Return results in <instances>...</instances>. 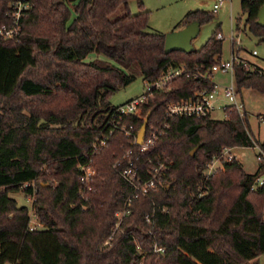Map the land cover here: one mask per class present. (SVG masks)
<instances>
[{
	"label": "trees",
	"instance_id": "obj_1",
	"mask_svg": "<svg viewBox=\"0 0 264 264\" xmlns=\"http://www.w3.org/2000/svg\"><path fill=\"white\" fill-rule=\"evenodd\" d=\"M12 1L0 0V26L10 22ZM26 1L19 34L0 35V264H256L250 262L261 250L264 184H253L264 165L248 173L233 158L203 174L223 147L251 146L247 117L227 110L222 119L164 118L167 103L212 86L195 75L221 59L216 30L198 49L165 53V34L146 30L141 3L139 13L110 20L128 0ZM263 3L240 5L250 32L264 39L257 23ZM212 17L190 11L181 25ZM90 53L109 61H85ZM133 63L146 82L185 67L165 89L144 94L139 115L115 118L137 133L150 114L145 139L160 131L145 150L107 124L116 108L109 97L134 80L125 70ZM233 76L238 92L264 93L263 68L235 63ZM103 135L105 144L94 149ZM129 161L141 174L164 162V184L148 195L132 193L120 174ZM82 166L94 170L87 180ZM10 190L32 198L40 226L30 229L29 208L9 197ZM129 196V212L116 227L115 213Z\"/></svg>",
	"mask_w": 264,
	"mask_h": 264
},
{
	"label": "rangeland",
	"instance_id": "obj_2",
	"mask_svg": "<svg viewBox=\"0 0 264 264\" xmlns=\"http://www.w3.org/2000/svg\"><path fill=\"white\" fill-rule=\"evenodd\" d=\"M222 1L220 8L213 12L211 20L199 26L198 34L191 40V44L196 49L200 48L216 30L222 36L221 60H230L234 50L235 56L245 58L264 69V39L253 35L248 25L245 24L246 15L241 13V0ZM217 2L218 0H128L127 6L120 5L109 15V19L115 20L127 13L137 14L141 11L139 6V3H141L143 9L148 11L146 30L150 32L157 31L166 35L183 28L181 23L187 12L201 10L211 13L213 5ZM231 35L235 39L234 47ZM253 50L257 52L256 55H251ZM84 60L109 61L105 56L96 53L88 54ZM125 70L132 73L135 78L110 95L109 101L114 106L123 105L136 97H140L146 90V81L142 78L137 63H133ZM213 80L226 85L229 83V74L216 73ZM239 98L243 100L247 111L248 124L253 138L258 142H262L264 140V93L251 88H242L239 91ZM211 116L215 119H222L225 114L223 110H215ZM259 116L263 117L262 121L258 120ZM232 151L237 155V160L241 162L246 172H256L258 164L255 159V151L250 146L234 147ZM215 165L220 166V163ZM8 196L14 198L19 206L25 205L29 208L30 224L35 226L37 220L32 210V198L17 190H10ZM121 211L122 209L118 210L116 227L119 224ZM260 249V254L251 263L264 264V224L260 230ZM4 264L14 263L5 262Z\"/></svg>",
	"mask_w": 264,
	"mask_h": 264
},
{
	"label": "built area",
	"instance_id": "obj_3",
	"mask_svg": "<svg viewBox=\"0 0 264 264\" xmlns=\"http://www.w3.org/2000/svg\"><path fill=\"white\" fill-rule=\"evenodd\" d=\"M223 1L218 0L217 3L213 5V11H217L222 5ZM29 7V3L26 0H13L10 3L7 14L9 15L10 22L7 24H3L0 26V35L5 39H11L16 37L20 32V24L19 20L21 16L24 14V11ZM218 38H222L220 33H217ZM231 39L233 42L235 41L233 35H231ZM257 52L253 50L251 55H256ZM244 63V64H255L253 62H249L245 58H240L235 56L232 51V56L230 60H219L211 65V67L198 71L195 76L202 77L204 79H208L211 81V87H202L196 91H194L193 96L187 99H180L178 101H171L167 103L164 109V118L165 120L173 119L176 117H186V116H211L212 112L215 110H223L225 117L227 114V110H233L238 113L240 118L247 117V111L245 110V106L243 100L239 98V92L237 91L234 83L233 76V67L235 63ZM259 66L258 64H255ZM260 67V66H259ZM185 71V67H175L167 70L161 77H159L155 81H147L146 82V90L145 93H150L152 90H162L165 89L170 82L182 74ZM216 73L219 74H229V83L226 85L219 84L213 80V77ZM144 93V94H145ZM144 94L140 97H136L123 105L116 106L115 111L112 113L110 118L107 121V124L111 126L119 127L121 130L125 132L126 135L133 137V143L136 144L137 133L132 130V125H129L128 128L123 124L119 126L117 122H115V118H122L124 115H139L141 112V103L144 99ZM224 117V118H225ZM259 121L263 120V117L259 116ZM167 126V124H166ZM158 129H152L149 133L147 139H144L142 143L139 145L141 150H145L147 146L157 137ZM106 137L103 135L99 138L98 141L94 142L92 145L94 149L98 144L104 145ZM255 151V159L257 164L264 165V146L261 145L260 142L256 141L252 137V144L250 146ZM234 147H223L221 153L218 156H213L210 161L206 164L205 169L203 170L204 175H210L215 172L217 169L222 167V162L224 160H231L233 158L237 159V155L232 151ZM129 153V152H128ZM216 163H220V166H216ZM167 165L164 162H158L156 165H152L146 171L145 174H141L139 172V168L134 165L132 161H129L128 165L120 171L121 176L124 178L126 182H128L132 187V193L139 192L142 195H148L151 189H157L158 186H162L164 184V175L165 169ZM81 170L84 172L82 180H87L93 173L94 170L84 167H81ZM264 184V172L258 174V176L254 179L253 187L260 186ZM131 198L130 196L126 199L125 206L126 208L121 211V219L125 214L129 212L128 206L130 205ZM116 216L119 214L116 211ZM145 220H151V214L145 215ZM41 224L37 222V224L29 225L30 229L36 228ZM163 247H158L155 251H163Z\"/></svg>",
	"mask_w": 264,
	"mask_h": 264
},
{
	"label": "water",
	"instance_id": "obj_4",
	"mask_svg": "<svg viewBox=\"0 0 264 264\" xmlns=\"http://www.w3.org/2000/svg\"><path fill=\"white\" fill-rule=\"evenodd\" d=\"M257 23L259 25H264V3L258 9ZM198 31L199 22L193 21L179 30L166 34L164 40V52L169 53L170 51H191L194 48L191 44V40L196 37ZM149 115V113L146 115L138 130L136 138V144L138 145H140L144 139ZM197 148L198 147H195L190 151V156H193Z\"/></svg>",
	"mask_w": 264,
	"mask_h": 264
},
{
	"label": "crops",
	"instance_id": "obj_5",
	"mask_svg": "<svg viewBox=\"0 0 264 264\" xmlns=\"http://www.w3.org/2000/svg\"><path fill=\"white\" fill-rule=\"evenodd\" d=\"M251 263V262H250ZM253 263V262H252Z\"/></svg>",
	"mask_w": 264,
	"mask_h": 264
}]
</instances>
